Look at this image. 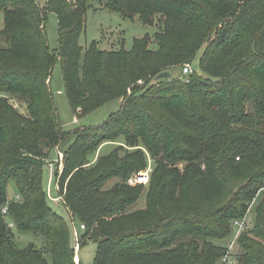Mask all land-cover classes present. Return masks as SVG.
<instances>
[{
  "label": "trees",
  "instance_id": "16d2710c",
  "mask_svg": "<svg viewBox=\"0 0 264 264\" xmlns=\"http://www.w3.org/2000/svg\"><path fill=\"white\" fill-rule=\"evenodd\" d=\"M90 7L92 0H0V207L10 201L7 215L0 211V264H76L70 226L49 206L44 184L45 167L60 164L61 153L59 192L84 225L80 243H98L94 264H230L215 241L237 235V220L245 223L239 264H264V0H105L146 24L163 13L169 36L170 20L193 29L170 42L160 34L156 60L143 38L129 50L97 41L84 50ZM50 12L57 51L47 38ZM201 50L202 72L183 75ZM58 58L75 116L115 99L120 108L99 125L63 129L50 85ZM177 66L181 77L171 74ZM149 156L150 181L130 185ZM10 180L19 200L8 196ZM14 227L39 243L19 246Z\"/></svg>",
  "mask_w": 264,
  "mask_h": 264
},
{
  "label": "rangeland",
  "instance_id": "374dc122",
  "mask_svg": "<svg viewBox=\"0 0 264 264\" xmlns=\"http://www.w3.org/2000/svg\"><path fill=\"white\" fill-rule=\"evenodd\" d=\"M75 2V0H73ZM42 4L44 0H41ZM203 3H207L202 1ZM105 0H92V7H90L86 13V20L84 30L79 36V43L82 47L87 49L91 42L97 41L99 47L107 51H117L121 48L129 50L134 43L135 38H143L147 41V49L152 53L150 60H156L161 55L158 53L160 51V41L158 40L159 35L161 34L163 38L165 37L167 42L175 41L177 37H186L187 33L191 32V28H187L184 24L180 25L174 20H170L173 29L170 34L167 33V17L163 13H157L153 16V23H143L139 14L134 15V17H123L119 12L112 11L104 7ZM183 13V12H182ZM225 25L221 23L220 27ZM4 27V11H0V29ZM46 32L49 46L52 50L57 51L60 47V36L58 29V16L55 12H50L46 20ZM188 33V34H189ZM181 40V39H178ZM205 47V45H204ZM203 53L201 50L197 57L192 63H189L192 67V70L197 72H202L199 66V58ZM173 77H181V66L173 67L171 70ZM144 80H140L137 84L138 88L145 89ZM51 89L54 94L55 103L57 107L59 121L66 131L73 132L78 127H90L96 126L103 123L112 113L116 112L120 106L121 101L119 99L112 100L93 112L83 116L77 117L74 115L72 108L70 106L66 89L65 82L62 73V64L60 58L56 61L52 73H51ZM16 107L21 111L25 112V107L21 103L14 101ZM74 140V135L71 133L68 139L62 144L61 149L64 150L69 146V144ZM118 143H112L105 145L101 150V153H107ZM57 154L56 149L52 152L53 159ZM61 160V154H60ZM153 160L149 156V164ZM184 165L183 162L179 163V167ZM60 164L56 165V161L52 162V165L49 167L46 166L44 169V184L48 189L50 173L55 174L56 169H59ZM152 170L154 169L153 166ZM62 168V167H61ZM152 172V171H151ZM114 183V179L110 181V184ZM59 185V178L55 177L51 185V195L58 196L60 194L59 188L57 190L56 185ZM131 185V184H130ZM18 194V188L14 180H10L8 184V196L13 198ZM49 206L55 210L57 213L62 215L65 220L68 222L71 230V243L75 247V262L76 264H94L96 258V252L98 248V243L93 239H88L83 243H80L79 239L82 240V237L85 233L84 225L81 226V222L77 216H73L71 212L66 208L63 203V199L55 200L51 196H48ZM145 199V197H143ZM144 203H139L138 207H143ZM248 222L250 226L253 225L254 213H248ZM16 241L19 246H25L29 243L38 244V240L31 233H21L19 230L13 228ZM237 230L235 229V232ZM239 235L234 234L226 239L216 240V244L221 247L228 248L230 256V264H239L237 255L242 251L240 244L238 243Z\"/></svg>",
  "mask_w": 264,
  "mask_h": 264
},
{
  "label": "built area",
  "instance_id": "2783aa9c",
  "mask_svg": "<svg viewBox=\"0 0 264 264\" xmlns=\"http://www.w3.org/2000/svg\"><path fill=\"white\" fill-rule=\"evenodd\" d=\"M192 67L190 64H185L183 67H182V74L183 75H188L192 72ZM52 165V163L50 164ZM62 167V168H61ZM60 170L62 169L63 170V155L61 154V160H60V166H59ZM61 170V171H62ZM151 171H152V167L151 165H149L146 169L144 170H141L140 172L132 175L130 178H129V184L131 185H136V184H147L149 181H150V176H151ZM50 179H49V186H48V194L49 196H51L53 199L55 200H58V199H63V195L59 194L58 196H52L51 195V185L53 183V180H54V174L53 172L50 173ZM56 185V188L58 190V184H55ZM15 200H19L20 199V195L17 194L14 198ZM9 203L10 201H8V203L3 206V207H0V211L4 214V215H7L8 213V209H9ZM9 225L12 227L14 226V222H9ZM234 225H235V228H236V232L237 234H239L244 228H245V223L242 222V221H235L234 222ZM230 259V258H229Z\"/></svg>",
  "mask_w": 264,
  "mask_h": 264
},
{
  "label": "water",
  "instance_id": "95a60500",
  "mask_svg": "<svg viewBox=\"0 0 264 264\" xmlns=\"http://www.w3.org/2000/svg\"><path fill=\"white\" fill-rule=\"evenodd\" d=\"M170 75V71H163L161 73H159L158 75H156V77L154 78V81L153 82H156L157 80L161 79V78H164V77H167Z\"/></svg>",
  "mask_w": 264,
  "mask_h": 264
},
{
  "label": "crops",
  "instance_id": "0c3cea01",
  "mask_svg": "<svg viewBox=\"0 0 264 264\" xmlns=\"http://www.w3.org/2000/svg\"><path fill=\"white\" fill-rule=\"evenodd\" d=\"M121 101V100H120ZM62 154V153H61ZM63 155V154H62Z\"/></svg>",
  "mask_w": 264,
  "mask_h": 264
}]
</instances>
